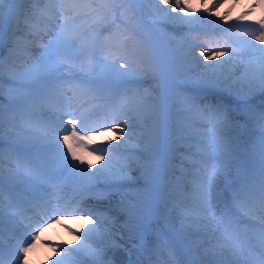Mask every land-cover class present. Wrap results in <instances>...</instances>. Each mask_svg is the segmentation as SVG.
Segmentation results:
<instances>
[{
	"label": "snow or ice",
	"instance_id": "obj_1",
	"mask_svg": "<svg viewBox=\"0 0 264 264\" xmlns=\"http://www.w3.org/2000/svg\"><path fill=\"white\" fill-rule=\"evenodd\" d=\"M31 2L34 8L26 24L27 33L11 41L9 56L31 54L33 50L29 44L34 40L41 41L39 56L23 71L9 72L10 80L29 89L41 83L43 87L38 93L41 98L50 96L63 88L66 82H71L74 88L91 95L97 109L105 111L113 124L118 126L119 121H124L121 133H124V128H128L129 132L124 134L120 144L96 157L98 162L105 163L99 167L89 163L88 168L92 171L79 168L67 159L70 155L72 160H82L73 145L87 148L85 141L102 134L97 131L98 127L109 129L106 125L86 127L91 116L83 113L77 115L75 110L65 124L63 109L68 105L50 103L46 106V119L39 122L29 120L27 130L17 133V142L11 145L16 168L8 173L7 179L24 185L23 195L25 199L30 197L28 202L31 203L43 199L41 181L53 159L83 174L80 194H91L97 202L109 201V211L115 214L90 209L85 211L82 200L75 203L70 200L58 201L50 217L55 218V223L68 217L78 219L80 217L76 213L84 212L82 218L91 226L77 236L80 243L75 247L63 248V254L53 264H114L106 258L108 251L120 247L114 229L121 232V239L126 233L142 249L148 248L147 232L151 225L142 211V205L152 196L160 173V137L157 129L153 128L143 146L140 143L132 145L130 129L133 114L136 120L145 122L155 113V108L145 103L150 98L144 94L130 95L126 88L122 93L120 89L158 69L154 46L139 39L135 31L114 32L101 37L104 29L115 23V19L107 15L113 11L107 3L100 5L103 9L101 12L92 3L83 6L79 3L61 5L58 10L56 0ZM14 3L15 0H0V47L4 44L5 19L12 15ZM161 3L167 6L169 0H161ZM6 4L8 7H5ZM150 10L153 27L162 28L169 20H179L185 24L195 22L171 17L166 8L161 9L155 3L150 5ZM171 11L183 12L186 16L190 12L189 8L181 6L180 0H175ZM78 16L80 22L77 24ZM139 23L148 28L143 20ZM257 23L258 28L230 37L235 48L212 50L209 55L200 52L205 61L226 58L218 63L201 65L196 60V68H192V61L187 56L179 62L184 78L196 86L187 90L192 95L184 99L181 114L186 119L189 118L188 114H194L197 119H192V123L197 128L188 129L184 125L177 128L178 132L184 134L182 139L192 141L189 155L192 157L191 167L196 171L190 177L187 172L180 173L181 177L191 179V189L182 179L175 184L180 192L190 191L192 196L191 199L188 196L173 198L182 205L179 226L174 225L171 235L165 238L163 244L156 243L152 248L160 252L164 248L168 250L171 259L162 264H246V261L239 260L237 253L243 249L252 251L255 248L254 240L259 242L261 256H264V215L253 230L243 216L233 213L227 205L221 209L218 219L215 211L222 203L219 189L223 186L227 191L236 183L239 187L232 196L233 203L249 215V204L264 211V47H257L251 42L256 40L264 45V18ZM45 37L46 43L43 42ZM133 38H137V42L130 45L129 41ZM195 46L189 44L190 48ZM100 53H106L103 59L99 58ZM118 60L123 62L117 68ZM225 65L231 66L229 71H225ZM238 67L243 68L239 74L235 70ZM3 68L4 61L0 57V76ZM201 92L204 95H200ZM209 94H212L211 99L208 98ZM219 94H226L231 100L225 103ZM36 95L34 91L23 92L19 102L21 105L31 104ZM67 125H71V132L61 136L60 131H66ZM81 132L86 134L81 135ZM61 140L67 146V154L60 146ZM238 143L249 145L248 159L242 166L235 163ZM134 169L138 173L135 176ZM4 179L0 174V184ZM182 183L183 188L180 187ZM134 186L137 188L135 193L124 191ZM112 201L116 202L114 206ZM9 207H19V203H10ZM9 219L11 221L14 217ZM2 222L3 212L0 209V228ZM39 232L42 235L44 228H40ZM37 239L39 236H32V241ZM156 240L159 241V236ZM22 242L28 243L27 239ZM34 247V243L18 247L16 261H19V254H23L24 264H27V255ZM2 252L0 244V264H4ZM149 264L152 262L149 261ZM261 264H264V260Z\"/></svg>",
	"mask_w": 264,
	"mask_h": 264
},
{
	"label": "bare ground",
	"instance_id": "obj_2",
	"mask_svg": "<svg viewBox=\"0 0 264 264\" xmlns=\"http://www.w3.org/2000/svg\"><path fill=\"white\" fill-rule=\"evenodd\" d=\"M121 1L122 3L119 4L116 8L113 9L112 12L108 13L107 15L110 18H114L117 12L119 13L122 10L123 12L126 11L125 9H123L124 5H127V6L129 5V7L131 8V15L135 16L136 18L135 20L137 21V23L143 20L148 25L147 30H149V32L154 36L155 43L156 41L160 43H164L166 46L165 49H167L169 52L166 59L168 63L171 64L172 72L175 76L174 77L169 76L167 78V81H169V83L178 84L177 89H181L180 92L187 91L188 89H193L196 87L194 84L187 81L184 78V75L182 74V71L179 66V62L182 57L187 56V58L192 61V64L190 65L192 68H196V60H198L201 65H203L204 63L216 64L219 62V60L217 59L214 60V58H210L208 61H205L204 58L201 57L200 55L192 56L191 53L196 47L190 48L184 45V43L181 41H175V40L172 41L173 33H170V30L167 29L168 22H166L162 28L153 27L151 24L152 12L150 10V5L152 3H155V5H157L161 9L166 8L169 16L171 17H182V18L184 17V20H194L195 21L193 24H185L177 20L175 24L176 26H181V24L184 26L182 31H180L179 29L178 31L176 29L179 32L177 37L183 36L185 32L191 33L195 30H200V29H204V30L215 29L214 33L221 37L224 33H228V34L236 33L235 36H238L245 32L250 31L249 28L251 27V25H253V28H258V26H256L257 21L263 18V16L260 14L261 12H260L259 7L255 3L256 0H186L187 1L186 7L189 8L190 10L189 15L187 16L183 12L169 11L168 7L165 6L163 3H161V0H130L129 3H128V0L126 1L121 0ZM171 1L175 3V0H171ZM182 1L183 0H180L181 5H182L181 3ZM75 2L76 0H74L73 4ZM88 3H90V0H80L79 4L83 6ZM5 7H8V5L6 4ZM12 7L14 9V11L12 12V15L10 16V18L6 17L5 19L4 36H5V31L8 27L7 26L8 21L9 22L14 21V20L16 21L18 19L17 10L21 7L29 8L30 7L29 0H22L21 3L19 1L15 6L13 4ZM16 8L18 9L15 12ZM79 22H80V17L78 16L76 18V23H79ZM106 29L107 27L104 29V31ZM15 35L16 33L13 34V37ZM248 38L251 39V37H248ZM5 41L7 40H4V42ZM224 41L228 42L229 40L225 39ZM251 42L254 45H257V47H264V45H260L259 42L256 40H252ZM157 47H158V43H157ZM9 49L10 48H8V50ZM157 50L159 53V57L161 59L162 58L161 51L159 48ZM122 62L123 61L121 60V63ZM22 63L23 62L14 64L15 66L11 65V67L13 68L8 69L7 72L9 73V72L23 71L21 67ZM230 67H231L230 65H225V71H229ZM235 70L237 71V74H239L241 71H243V68L238 67ZM155 84H150L151 88H148L147 90L152 91L155 87H157L155 86ZM34 92L38 94L37 90H35ZM223 99L225 103L231 100V98L228 96H226V99L223 96ZM32 103L35 106L38 105L37 95L34 99V102ZM145 103H147V101H145ZM147 104H151V103H147ZM151 105L154 106L155 113L151 116L150 119H147L145 122L136 120L135 114H133V122H132V126L130 129L133 134L132 145L136 143H140L141 146H143V143L147 141L149 136L152 134L153 128H155L157 129L159 137H160V152L161 153L166 152V149H168V147L171 150L175 148L174 149L175 155H173V157L170 158V154H166L167 153L166 152L164 153L165 157H163V159L161 158L162 164H161L160 173H159V177L161 178V176L165 177L167 175V172H168L167 165L172 164L173 163L172 161L174 160L176 161V158L174 156L179 157L183 154L182 149L180 150V148H178L177 145L178 144L181 145L183 143L189 146L192 144L191 139L181 138L184 134L181 132H178L177 130L178 126L184 125L188 129H196L197 126L192 123V119H197V117H195L194 114H188L189 118L186 119L185 116H182V114L172 113L170 103L151 104ZM119 124L120 126L118 127L119 128L118 130L104 131L101 135H96L91 141H88L89 143H91L93 147H96L95 149H98L99 152L96 155L88 153L85 160L78 163L79 168H84L87 170L89 163H91L94 167H99L101 164L105 163V161L98 162L96 157L103 154V152H105L110 147L120 144L121 141L124 140V134L129 132L128 128H124V133H121L120 128L124 127V121L123 120L119 121ZM118 136H119V139L117 138ZM61 144L62 143H60V145ZM132 145H128L127 147H131ZM185 149L188 150V147H185ZM166 157L167 159H165ZM67 158L70 159V156H68ZM105 159H107V157ZM137 174L138 173L134 169L133 175L135 176ZM174 178L175 180L179 178V180L182 179L184 180V182L187 180V182L192 183L190 178H183L181 176L179 177L174 176ZM68 179L70 182H73V183H76L75 182L76 180L83 183L84 176L83 174H80V176L70 175L68 176ZM68 184H72V183H68ZM74 185L75 186H72L74 188L78 186L76 184ZM181 185L184 187L183 183ZM134 187H131V188H134ZM178 193H180V196H186L188 195L187 193L189 192L178 191ZM189 194L192 195L191 192ZM96 203L99 206L104 205V204L109 205V201L107 200L99 201V202L96 201ZM115 203H116L115 201H112L113 206L115 205ZM153 216H160L159 208L153 209ZM159 218L166 221V223L169 224L171 228H173L174 225L179 226V221L178 222L176 221L177 220L176 217L168 215L167 217H159ZM76 223L80 225L69 227L67 231L71 232L72 234H78L79 232H82L79 226H84L86 228L91 226L87 224L85 220H81L80 222H76ZM83 230H85V228H83ZM114 235H115L117 242L122 243V244L124 243L123 241H125L126 239H129L126 233L123 234V238L121 239L122 234L118 232L116 229H114ZM44 237L45 238L43 239H45V242L53 243L50 245H53L52 247L54 248H59L60 251L55 253L54 251H51L49 247L47 248L44 247L45 248L44 250L43 246L38 245L36 248H33L28 253L27 264H53V261L57 260L63 254L62 253L63 248H68L70 246L75 247V245L80 243V241L77 240L76 237H73L70 234H67V235L64 234L63 231H61L55 226L52 229L47 230L45 232ZM123 246H124L123 249L119 250L116 248L111 251H108L106 258L109 260H112L114 264H123V261L126 259V256L129 253L134 254L133 249L129 247L127 243L126 245H123Z\"/></svg>",
	"mask_w": 264,
	"mask_h": 264
},
{
	"label": "rangeland",
	"instance_id": "obj_3",
	"mask_svg": "<svg viewBox=\"0 0 264 264\" xmlns=\"http://www.w3.org/2000/svg\"><path fill=\"white\" fill-rule=\"evenodd\" d=\"M113 1V0H112ZM116 2H122L121 0H115ZM123 1H126V0H123ZM130 2V0H128V3ZM104 3H107L108 5H109V3L108 2H104ZM103 3V4H104ZM182 7H186V4H187V1L186 0H183L182 2ZM175 5V3H173L171 0L169 1V4L167 5V7H168V9H169V11H171V8L172 7H174V5ZM112 7L113 6H115L114 4H112L111 5ZM145 6H146V4H145ZM144 6V7H145ZM112 9H114V8H112ZM124 9L126 10V11H129V12H123V11H120L119 12V14L116 16V18H118L119 19V23H120V25H119V28H120V26H124L125 27V25L126 24H129V23H133L132 25L135 27V29L137 30V32L139 33V31L143 34V36H145V41H148V42H150L153 46H154V50L156 51L155 53H154V55H155V59H156V62H157V64H158V66H159V68H158V70H156V71H154V72H150L148 75H143V76H140V77H142L143 78V80L145 79V78H148V79H151V81L152 82H154L153 84H155V83H157V84H155V86H160L159 88H157L156 90H154V91H152V92H147V91H143V94H151L150 96H149V98L150 99H148V101H150L151 103L152 102H158L157 100H158V98H160V99H163V100H167L168 102H171V99H169V98H167V95H169V93H167V94H165V93H161L160 91H162L161 90V85H163V84H167V86L168 87H176V85H178V84H176V83H169V81H167V78L169 77L168 76V73H170L171 75H172V77H174L175 75L173 74V72H172V68H171V64H168V62H167V59H166V57H167V55L169 54V52H168V50L167 49H165V44L164 43H160V42H158V45H159V47H160V51H161V54H162V58L160 59V57H159V54H158V51H157V48H156V45H155V43H154V37H153V35L149 32V30H147L146 28H144V25L143 24H141V23H139L140 25H141V27L143 28V29H145L144 31H141L140 30V28L138 27V26H135V24H134V16H132L131 15V8L129 7V5L127 6V5H124ZM183 19H184V17H183ZM168 22V26H167V29H169L170 30V33H173V37H172V35H171V37H172V41H181V37H177L178 36V31L180 30V31H182V29L184 28V26L181 24V26H176L175 24H176V22L177 21H175V22H171V21H167ZM122 23V24H121ZM178 31H177V30ZM140 36H142L141 34H139ZM193 54H197V53H193ZM217 58H214V60H216ZM222 59H225V57H219L217 60H222ZM163 60V61H162ZM166 60V61H165ZM164 62V63H163ZM166 65V66H165ZM28 66V65H27ZM166 67V69H165V67ZM24 68H26V67H24ZM24 70V69H23ZM2 75H4V77H7V74H3L2 73ZM165 76H166V79H165ZM153 77H155V78H153ZM176 84V85H175ZM169 91H171L170 89H169ZM159 94H160V96H159ZM224 95H226V94H224ZM227 96V95H226ZM231 98V97H230ZM173 107H174V109H176L174 112L175 113H179V111H180V108H182V107H184L183 105H177V104H173ZM181 146V145H180ZM180 148H185L184 146H181ZM170 152H172V153H170V154H174L173 153V151H170ZM161 157H162V155H161ZM175 158H176V161H174L173 162V166H172V168L173 169H176V170H181V171H185V168H179V166H180V163H177V162H179V161H184L185 159H183V157H181V156H179V157H176L175 156ZM185 162V161H184ZM72 172H73V174L74 175H78V176H80V172H78V171H74V170H72ZM171 177V176H170ZM124 191H126V192H130V193H135L136 191H137V188L136 187H134V188H132V189H128V188H126V189H124ZM43 249L45 250V248L43 247ZM118 249V248H117Z\"/></svg>",
	"mask_w": 264,
	"mask_h": 264
}]
</instances>
